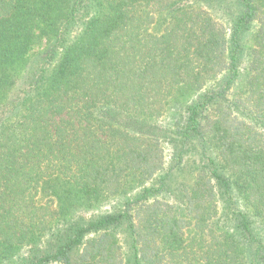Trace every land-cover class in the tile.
<instances>
[{"label": "trees", "instance_id": "1", "mask_svg": "<svg viewBox=\"0 0 264 264\" xmlns=\"http://www.w3.org/2000/svg\"><path fill=\"white\" fill-rule=\"evenodd\" d=\"M203 1L0 0V264H264V0Z\"/></svg>", "mask_w": 264, "mask_h": 264}, {"label": "rangeland", "instance_id": "2", "mask_svg": "<svg viewBox=\"0 0 264 264\" xmlns=\"http://www.w3.org/2000/svg\"><path fill=\"white\" fill-rule=\"evenodd\" d=\"M229 4L230 6V10L229 12H227V17L225 15H222L223 10L220 9L224 8L223 5L224 4ZM200 7L204 8V9H208L209 13H211L213 16H215L214 18L218 21L217 23H219L220 25H224V30H225V36L227 37L229 35V31H231L230 27L233 24V20L235 19L236 15L238 14L239 11V7L236 6L233 2H229L228 0H204L203 2H201ZM228 21V23H227ZM264 26V7L262 8V10L260 11V17H258L255 25L253 24L251 27H249L248 29H246L245 31V35L243 37V48L240 54V59H239V72H240V77L239 80L237 81V83L235 84L236 86L241 87L244 84V76L246 75L247 70L249 69V67H251L252 65L250 64L251 59L253 58L252 53H250L251 51V46H253V39L251 38V34L253 32L256 31L257 28ZM260 53V48L258 47L257 50V55ZM167 154V151L165 152ZM167 156V155H166ZM168 157H164V160H166ZM181 177L185 178L186 180L190 179L191 176H189V173L187 174L186 172L182 173ZM135 191H138V188H136L134 191H130L126 194V196H131ZM124 195L115 193L113 195H109L106 196V194L97 199L96 201L92 200L90 202L88 201H84L85 203H87L86 206L84 207H76L77 209H72V214L74 215H82L85 218H88L90 216H103L105 215L107 212L110 211V208L116 204H118L119 202L122 201V197ZM132 198V197H131ZM64 219V218H62ZM63 224L60 223L59 227H61ZM102 231H100L99 233H101ZM90 234V235H89ZM87 236L84 237V241L83 245H86L87 248V256L90 257L89 255L92 254L91 252L94 251V246H99L100 244L97 243H91L89 241H93V239L95 237H98L99 234L97 233H89ZM115 239H117L118 242V247L116 250H114V253L116 252V255H120L121 256V252H122V256L124 258H126L127 255V246L125 243V239H126V234L124 231H117L115 233L114 236ZM98 244V245H97ZM82 249L83 246L81 245L79 248H77V251L75 253V255L78 258V261H80V264L82 263H86L87 260H84L83 256H82ZM100 252L102 253V259H97L94 260L93 264H106V249H100ZM118 256L116 258H118ZM113 257V256H111ZM119 259V258H118ZM111 264H117V260H113L111 261ZM122 264V263H121Z\"/></svg>", "mask_w": 264, "mask_h": 264}]
</instances>
